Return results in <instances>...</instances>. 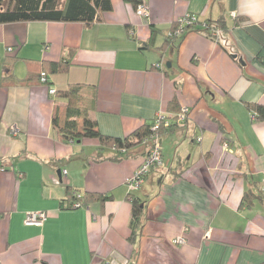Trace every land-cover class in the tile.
Wrapping results in <instances>:
<instances>
[{"label":"crops","instance_id":"crops-1","mask_svg":"<svg viewBox=\"0 0 264 264\" xmlns=\"http://www.w3.org/2000/svg\"><path fill=\"white\" fill-rule=\"evenodd\" d=\"M111 1L90 26L0 24V264H264V120L252 107L264 105V0H143L147 18ZM187 13L223 24L228 47L193 29L170 39ZM43 70L56 90H93L89 116L112 137L173 100L188 109L160 134L163 165L135 190L148 145L115 160L109 147L97 157V139L64 141ZM87 192L112 199L68 208ZM133 199L144 207L134 241ZM31 211L48 219L27 225Z\"/></svg>","mask_w":264,"mask_h":264},{"label":"trees","instance_id":"trees-1","mask_svg":"<svg viewBox=\"0 0 264 264\" xmlns=\"http://www.w3.org/2000/svg\"><path fill=\"white\" fill-rule=\"evenodd\" d=\"M137 10L140 5H144L143 0H124ZM113 4L111 0H0V24L15 23L21 21H56V22H81L85 25H92L101 20L104 12L112 10ZM199 18V17H198ZM177 20L172 28L175 30L178 26ZM203 23L214 24L212 20H206L187 27L186 33L190 30H198L204 32L201 25ZM225 31L223 24L215 23ZM200 25V27H198ZM152 32H156L155 28ZM169 37V36H168ZM170 38V37H169ZM175 39V38H170ZM15 56V55H13ZM51 72H66L69 63L51 62L49 63ZM42 73L47 76V82L51 87L48 72L43 70L39 74V81L42 82ZM28 80V79H25ZM57 104L53 114V126L58 130L62 139L66 142H74L75 140L84 138L97 139L100 144V150L97 157L102 154L103 148H113L116 150L115 160L128 157L131 150L138 145L145 144L146 139L151 135H160L163 130L171 129L178 124L177 116L181 114V109L176 100L171 103V111L168 114L175 115L171 119V125L164 127V123L160 125L157 131H153L155 119L151 124L143 125L135 130L127 137L119 138L103 134L95 119L89 116V111L95 104V92L88 91L85 85L75 84L69 86L65 90H56ZM259 114V118L264 120V105H253ZM170 119V118H168ZM149 155V152H148ZM147 155V156H148ZM130 195V194H129ZM254 195L246 193L244 202L251 203ZM112 199L111 194L87 192L85 194L75 193V202L68 205V208H74L75 204L83 207L92 201L106 202ZM143 204L138 199H133L132 217H131V236L130 240L134 241L139 236V228L143 225Z\"/></svg>","mask_w":264,"mask_h":264},{"label":"built area","instance_id":"built-area-1","mask_svg":"<svg viewBox=\"0 0 264 264\" xmlns=\"http://www.w3.org/2000/svg\"><path fill=\"white\" fill-rule=\"evenodd\" d=\"M137 13L140 16L147 18L149 16V9L145 4L140 5L137 9ZM199 21L200 20L197 15L187 13L186 15H184L179 19L177 28L175 30L170 31L168 36L170 38H179L186 33L187 27H191L199 23ZM201 27L210 38L221 43L225 47H228L226 39L224 37V31L217 24L214 23L209 25L208 23H203ZM41 80L44 83L47 82V76L45 73H42ZM55 92H56L55 88L50 89L51 94H54ZM187 113H188V109L184 108L181 114H178L177 121L180 120L181 118L186 119ZM174 117L175 115L168 113L159 114L157 117H155L156 118L155 124L152 127L153 131H157L160 128V125L163 123H164V127H169L171 125V119ZM145 143H147L148 146L150 147L149 155L145 158L143 164L140 166V168L135 173V175L129 180V185L131 186V188L135 190L142 185L145 177L148 175L152 167H159L163 165L160 135L158 134L151 135V137L146 139ZM74 208H79V205L75 204ZM48 216H49L48 213L45 211H31L27 213L25 223L27 225L42 226L44 222L48 219ZM176 241L183 242V239L179 237Z\"/></svg>","mask_w":264,"mask_h":264},{"label":"water","instance_id":"water-1","mask_svg":"<svg viewBox=\"0 0 264 264\" xmlns=\"http://www.w3.org/2000/svg\"><path fill=\"white\" fill-rule=\"evenodd\" d=\"M60 173V171H58Z\"/></svg>","mask_w":264,"mask_h":264},{"label":"rangeland","instance_id":"rangeland-1","mask_svg":"<svg viewBox=\"0 0 264 264\" xmlns=\"http://www.w3.org/2000/svg\"><path fill=\"white\" fill-rule=\"evenodd\" d=\"M162 166V165H161ZM160 167V166H159Z\"/></svg>","mask_w":264,"mask_h":264}]
</instances>
